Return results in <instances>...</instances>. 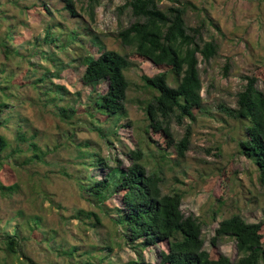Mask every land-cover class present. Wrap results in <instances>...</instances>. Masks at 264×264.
<instances>
[{"label":"trees","instance_id":"trees-1","mask_svg":"<svg viewBox=\"0 0 264 264\" xmlns=\"http://www.w3.org/2000/svg\"><path fill=\"white\" fill-rule=\"evenodd\" d=\"M14 1L21 11L35 8L37 12L34 17H13L3 10L1 14L8 17H0V31L8 20L18 25L16 39L26 47L15 53L11 45L1 43L0 34V67H8L16 75L14 80L0 84V172L5 160L12 157L28 166L49 162L47 156L54 151L60 154L55 172L72 181L83 204L75 206L71 215L60 213V220L66 223L69 217L78 220L76 235L68 234L67 228L62 235L46 223L42 214H31L27 222L32 220L42 228L28 227L29 234L25 235V226L17 224L14 233L4 235L7 255L19 257L22 240L36 239L43 244L47 232L53 231L55 245L46 249L67 264H116L109 254L123 245L137 255L121 264H264V220L250 222L240 212L224 217L211 238L212 248L207 249L203 236L206 221L182 209L186 193L179 189L164 192L167 170L161 160H171L166 149H175L173 166L182 167L192 136L188 126L176 140L172 119L183 124L202 110L200 62H208L219 51L214 39L203 37L201 25L187 24L188 9L199 7L190 0H167L170 4L165 7L162 0H127L123 7H129L136 20L117 32L122 46L131 49L122 53L107 48L100 36L84 25L75 0H56L60 5L53 10L48 0ZM87 5L94 19L100 0H88ZM52 12H57V17H42ZM94 47L98 54L93 53ZM12 53L18 60L11 59ZM37 55L46 60L34 61ZM147 60L163 68L153 76L142 75L155 89L145 107V138L151 142L149 147L155 148L149 151L139 144L129 151V166H122L120 161L111 165L110 155L103 154V143L112 145L120 140L119 126L127 113L130 88L125 70ZM72 62L85 66V84L108 83L105 92L93 91L83 107L73 106L67 87L53 81ZM169 75L174 86L169 83ZM260 77L264 79L263 67L245 75L247 82L237 93V106L219 104V108L230 117L250 122L245 128L246 138L239 143L240 153L253 161L258 180L264 185V91L257 85ZM50 91L60 96L45 97ZM26 100L58 119L50 141L42 143V131L16 112L15 108ZM170 169L175 171V167ZM98 171L101 175L96 174ZM221 175L222 193L217 201L226 202L230 170L224 168ZM19 189V183L4 184L0 176V192L16 193ZM216 215L212 212V220ZM223 236L236 240V261L220 251ZM147 248L156 249L155 263L145 261L143 252ZM22 256L26 262L18 264H59L57 260L40 263L24 251ZM5 258L0 256V264H8Z\"/></svg>","mask_w":264,"mask_h":264},{"label":"rangeland","instance_id":"rangeland-1","mask_svg":"<svg viewBox=\"0 0 264 264\" xmlns=\"http://www.w3.org/2000/svg\"><path fill=\"white\" fill-rule=\"evenodd\" d=\"M51 10L59 7L56 0H48ZM127 0H100L95 10L94 19L88 9V0H75L77 10L84 25L92 28L100 36L107 48L120 52H130L117 39V32L129 26L136 20L131 9L124 8ZM199 9H188L186 20L191 27L202 26V34L206 40L214 39L219 45L218 54L208 62L201 60L200 72L203 81L202 96L204 105L196 118H186L183 124L173 118L171 129L176 140H180L185 130L190 126L192 130L191 144L186 160L182 167L173 166V159H177L174 148L166 149L171 160L161 163L166 166V183L164 192L179 189L186 193L182 209L186 214L194 213L205 220L203 236L205 247L212 248L211 238L216 234L219 221L224 217L240 212L250 222L264 220V185L258 180L256 165L251 159L240 153L239 143L246 138L245 128L250 124L247 120H238L230 117L219 108V104L230 107L237 106V93L246 84L245 75H253L258 67L264 68V0H190ZM25 2V1H24ZM28 2V1H27ZM169 1L162 0L161 6L169 5ZM0 17H34L37 9L21 11L14 0H0ZM57 12L44 14L42 17H57ZM11 16V17H12ZM19 26L3 23L1 43L11 45L15 53L26 47L16 39ZM30 34H27V37ZM31 36V35H30ZM29 36V37H30ZM98 54V48H93ZM11 59L18 60L15 54ZM1 58V57H0ZM201 59V57H200ZM34 61L46 60L40 55ZM17 63V62H15ZM227 67V70H226ZM85 66L72 62L71 66L62 70L60 75L53 78L57 84L64 85L71 93V104L75 107L86 105L93 91L105 92L108 89L107 81L95 85H87L82 80ZM163 68L151 61L136 62L134 66L125 70L130 81L126 109L127 113L119 126V141L112 145L103 143V154L111 157L110 164L118 161L122 166H129L131 158L129 151L137 149L139 144L153 150L155 146L149 144L145 138V127L148 124L145 107L152 99L155 89L149 86L142 75L153 76L162 72ZM34 73V72H33ZM16 78L13 70L0 67V84ZM170 85H175L169 75ZM43 90L46 91L44 83ZM259 89L264 91V79L258 80ZM60 96L56 91H50L45 97ZM14 109V108H13ZM16 112L33 122L41 131L42 143L50 141L51 133L56 131L58 119L51 112L44 111L38 106H32L26 100L15 108ZM159 154L157 150H154ZM60 154L51 151L46 163H34L28 166L21 165L12 157L5 160V167L0 172L4 184L19 183L20 189L16 193L0 192V256L6 257L8 264L26 262L22 251L40 263L49 260L67 264L56 253L50 252L55 245L53 231L47 232L43 244L38 240L26 239L21 241L20 256H8L4 250V235L14 233L17 224L25 226V235L28 227L39 228L34 221H28L31 214L39 213L44 216L46 223L57 228L63 235V228L72 235L78 230V220L69 217L67 223L60 220V213L71 215L74 207L83 204L73 186L72 181L66 180L60 173L55 172ZM23 160V156L19 161ZM154 162L151 160L150 164ZM175 167L173 172L171 169ZM230 170V185L228 200L219 202L217 199L222 193V172ZM101 175L100 171L96 173ZM60 204V206H59ZM217 212L216 220H212V212ZM63 222V223H62ZM97 238V237H96ZM98 239V238H97ZM47 248V249H46ZM222 253L233 261L239 258L236 240L230 236H223L219 243ZM145 261H157L156 249L147 248L143 252ZM136 252L128 245L116 247L109 254V258L116 264L127 262L136 257ZM54 264V263H53ZM79 264V263H75Z\"/></svg>","mask_w":264,"mask_h":264}]
</instances>
